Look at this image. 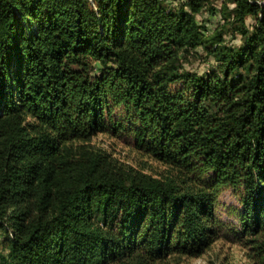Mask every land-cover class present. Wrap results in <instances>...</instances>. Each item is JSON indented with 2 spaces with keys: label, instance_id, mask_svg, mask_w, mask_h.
I'll return each mask as SVG.
<instances>
[{
  "label": "trees",
  "instance_id": "1",
  "mask_svg": "<svg viewBox=\"0 0 264 264\" xmlns=\"http://www.w3.org/2000/svg\"><path fill=\"white\" fill-rule=\"evenodd\" d=\"M206 8L0 0V264L197 256L219 238L225 186L249 264H264V0H224L237 46L220 38L225 21L206 35ZM200 53L210 68H185ZM97 134L162 169L121 163Z\"/></svg>",
  "mask_w": 264,
  "mask_h": 264
},
{
  "label": "rangeland",
  "instance_id": "2",
  "mask_svg": "<svg viewBox=\"0 0 264 264\" xmlns=\"http://www.w3.org/2000/svg\"><path fill=\"white\" fill-rule=\"evenodd\" d=\"M226 4L229 9L232 8L231 3L227 2ZM223 6L224 0H211L212 9L206 8L198 14V22L203 28H206V35L212 36L225 21L226 27L221 28L219 31L220 38L225 44L237 46L241 41V37L234 30L236 23L232 21V18L228 17V15H226L227 19L222 18L223 13L221 8ZM225 14H227L226 11ZM251 22L252 18L247 17V26ZM200 54L189 57L184 64L185 68L199 73L208 70L211 66V61L205 59L204 53ZM128 141L129 139L122 136L114 138L106 134H97L91 138L90 144L95 148H101L111 153L121 163L142 169L144 172L150 174L160 172L162 169L160 164L138 154L126 143ZM238 196V191L230 186L222 187L219 191L214 207V215L218 222L217 230L219 238L210 247L197 256L183 257L178 260L167 259L161 264H249L250 259L247 256L248 248L238 239L234 231L238 226V221L235 217L236 210L240 208Z\"/></svg>",
  "mask_w": 264,
  "mask_h": 264
}]
</instances>
